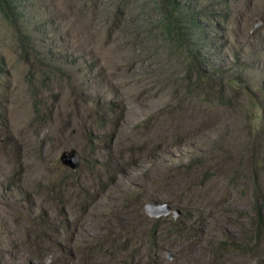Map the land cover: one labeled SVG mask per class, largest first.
Listing matches in <instances>:
<instances>
[{
    "label": "rangeland",
    "instance_id": "374dc122",
    "mask_svg": "<svg viewBox=\"0 0 264 264\" xmlns=\"http://www.w3.org/2000/svg\"><path fill=\"white\" fill-rule=\"evenodd\" d=\"M0 264H264V0L0 5Z\"/></svg>",
    "mask_w": 264,
    "mask_h": 264
},
{
    "label": "water",
    "instance_id": "95a60500",
    "mask_svg": "<svg viewBox=\"0 0 264 264\" xmlns=\"http://www.w3.org/2000/svg\"><path fill=\"white\" fill-rule=\"evenodd\" d=\"M61 161L63 164L76 169L81 165V157L76 150L65 151L61 155ZM147 212L154 216L168 215L171 213V209L168 204L161 203H148L146 206ZM176 214H179L177 211Z\"/></svg>",
    "mask_w": 264,
    "mask_h": 264
},
{
    "label": "trees",
    "instance_id": "16d2710c",
    "mask_svg": "<svg viewBox=\"0 0 264 264\" xmlns=\"http://www.w3.org/2000/svg\"><path fill=\"white\" fill-rule=\"evenodd\" d=\"M8 1L9 0H0V5L1 6H6L8 4ZM167 3L173 5V0H163V4L164 5L167 4Z\"/></svg>",
    "mask_w": 264,
    "mask_h": 264
}]
</instances>
